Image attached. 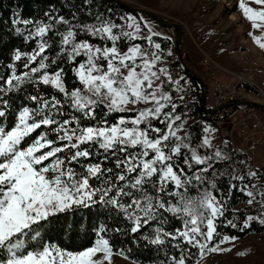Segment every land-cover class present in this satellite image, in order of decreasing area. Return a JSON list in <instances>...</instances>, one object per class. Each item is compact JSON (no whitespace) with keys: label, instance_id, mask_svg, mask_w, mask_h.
Wrapping results in <instances>:
<instances>
[{"label":"snow or ice","instance_id":"obj_1","mask_svg":"<svg viewBox=\"0 0 264 264\" xmlns=\"http://www.w3.org/2000/svg\"><path fill=\"white\" fill-rule=\"evenodd\" d=\"M252 2L261 8L239 0L238 9L252 29L264 32V0ZM44 15L46 22L12 21L15 32L26 42L36 40V47L27 53L16 50L7 73H0V264H112L114 254L129 257L124 249L113 248L109 235L139 234L146 227L151 231L140 239L147 245H170L179 253H166L160 264H200L208 252L231 251L220 245L237 239L225 235L217 240L221 218L224 226L240 231L254 221L264 225V212L247 216L242 226L225 216L233 190L246 195L248 205L264 208V189L245 183L260 174L237 175L235 168L218 171L215 165L231 157L220 148L210 155L199 153L198 149L213 148L207 133L214 129L207 125L196 147L190 133L179 134L187 121L176 115L179 105L164 91V84L183 92L181 81H188L173 80L167 68L156 67L161 45L152 37L162 34L145 24L148 34L142 35L140 24L130 15L121 17L123 24L103 14L92 24L72 23L50 12ZM58 25L65 30L59 31ZM53 32L60 37L59 50L49 56L48 34ZM81 32L104 44L77 39ZM248 35L264 50V35L251 31ZM138 39L146 40L149 48L131 43ZM122 40L129 42L127 51L119 48ZM61 62L71 68L72 88ZM53 65L55 71H49ZM26 85L35 89L44 85L53 93L28 94ZM21 93L30 103L14 106L13 96ZM140 104L151 107H135ZM97 109L103 111L99 118ZM133 111V116L117 115L114 123L107 119ZM154 120L164 127H156ZM110 161L114 168L105 167ZM223 176L229 177L226 194L217 186ZM94 207L108 212L110 220L127 224L111 228L101 222L93 228L91 245L79 250L45 238L54 218ZM170 218L180 223L173 231L165 227Z\"/></svg>","mask_w":264,"mask_h":264},{"label":"trees","instance_id":"obj_2","mask_svg":"<svg viewBox=\"0 0 264 264\" xmlns=\"http://www.w3.org/2000/svg\"><path fill=\"white\" fill-rule=\"evenodd\" d=\"M46 12H50L53 16H63L66 20H69L72 23L79 22L81 24L95 23V17L98 14H103L105 17H109L116 24L124 23L121 17H127L129 15L136 18L138 17L137 13L131 12L117 3L110 2L108 0H87V2L86 0H0V73H7L8 70L6 66L11 62V58L16 50L27 53L31 52L36 47V40L26 42L22 35H18L15 32L17 25H13L12 21L14 19H30L33 21L46 22L47 17L44 15ZM18 26L22 29L25 27L23 24ZM57 28L59 31L63 32L66 26L58 25ZM48 37H51L49 42L52 44V48L47 52V54L49 56H55L59 50L58 42L60 37L56 36L54 32L49 33ZM77 39L88 40L90 43L100 46L104 44V42L99 38L89 36L84 32L79 33ZM152 39L161 45V49L164 52L168 51L171 47V43L167 40L158 37H153ZM131 43L140 44L142 49L149 48V45L143 39L134 40L131 41ZM128 47L129 42L127 40L119 42V48L121 51H127ZM17 63L19 64V62ZM173 65L182 73L184 80L188 81L186 84L192 89L193 95L198 99L190 100L184 104H179L176 111V115L182 116V119L184 120L194 118L191 124L188 125L184 134L181 136H184L186 133H190L192 147H196L206 135L204 132L205 125L209 126V128H216V116L215 114L211 115L207 113V111H210L207 108L206 110L201 108L199 102L201 92L198 81L194 79L187 70L181 67L178 60H175ZM61 66L65 67V81L68 87L72 88L75 85L71 68L66 64V62H61ZM56 67V65H53L49 71H55ZM19 70H23L22 65ZM25 88L28 94L39 93L45 96H50L53 93V90L50 87H46L44 85H40L39 89H35L31 85H26ZM246 88L250 91H255L251 87L246 86ZM21 103L28 104L30 102L24 100V93L14 95V106H19ZM97 113L98 118L99 116H102V109H97ZM117 115L133 116L135 113L127 112L123 114H113L112 116L107 117V119L110 123H114ZM84 123L87 124L92 122L85 121ZM153 124L156 127H164V125L160 124L159 121L156 120L153 121ZM217 148L222 149L225 155L231 157L230 160L220 162L215 165V168L218 171H225V169L231 171L235 168L237 175H245L250 171L246 164L250 160H242L241 156L235 150L234 152L228 144L225 145V143H220ZM212 150L213 149H198L201 155H210ZM240 161H243L244 163H240ZM93 162L97 161L93 160ZM180 162L182 164V159ZM114 166V163L111 161L105 164V167L114 168ZM235 183L237 184V187L240 186L239 181H235ZM245 183H248L249 185L255 184L260 188V184L257 183V179L246 180ZM217 186L226 194L229 186V177H220L217 181ZM217 195H220V193H217ZM247 199L248 197L242 192L233 190V195L227 201L228 210L225 213L226 218L229 220L234 219L238 225L242 226L247 216H258L260 212H263V208L260 204L257 203L248 205L246 202ZM257 199H259V197H257ZM234 210H238L235 211V216L233 215ZM109 215L110 214L108 212L98 207H94L92 209H82L67 215L62 214L59 217L54 218L48 225L45 238L51 239L68 249L79 250L83 247L91 245L95 239L93 228L98 226L101 222L107 223L111 228H115L117 226L123 227L127 224L126 221L117 220L114 222L109 219ZM225 223L226 221L224 218H221L220 226L217 229L220 236L217 237V240L225 235L229 237L235 236L237 237L236 240H240L249 235H260L264 233V225H261L258 221L252 222L250 227L244 231H240L239 227H226L224 226ZM179 226V221L170 218L169 223L165 227L167 230L173 231ZM150 231L151 229L146 227L141 230V233L134 235H123L119 233L110 234L109 239L114 249H124L126 255L129 257L127 260L130 262L136 261L137 264H160V261L166 259V253L168 255H179V253L175 252L170 245L163 248H157L156 246L147 245L146 241L140 239V236ZM134 239L137 240L138 243H134ZM207 254H209V252L205 255Z\"/></svg>","mask_w":264,"mask_h":264},{"label":"rangeland","instance_id":"obj_3","mask_svg":"<svg viewBox=\"0 0 264 264\" xmlns=\"http://www.w3.org/2000/svg\"><path fill=\"white\" fill-rule=\"evenodd\" d=\"M120 1L133 8L148 10L164 23L177 26L178 30L161 26L150 17L140 13L137 18L135 17L141 26L142 35L148 34V28L144 27L148 24L152 31L162 34L153 37L171 43L168 51L160 50L161 60L156 67L167 68L173 80H176L182 77V73L173 65L174 61L178 60L182 68L202 82L206 91L205 108L210 110L212 106L210 96L212 82L239 84L238 86L243 87L245 92L242 97L243 102H255L264 106V50L260 49L248 35L250 31L257 36L264 35V32L252 29L251 22L238 9L239 0ZM246 2L254 9L261 8L252 0H246ZM169 52L171 55H168ZM162 79L165 78L162 77ZM181 85L184 88L183 92L173 90L174 86L165 82L164 91L171 93L178 105L190 100H198L186 83L181 81ZM246 86L255 91L248 90ZM199 88L201 92L200 84ZM181 96L184 97L183 100L180 99ZM135 107L144 108L151 107V105L140 104ZM257 110L259 120L264 124V114L261 110ZM165 111H171V109L166 108ZM193 120L194 118L186 119L187 123L184 125V131L179 133L180 135L184 134ZM210 129H214L207 133L212 139V149L225 141L233 151L238 146V140L233 139L230 143L226 136H222L219 129ZM251 159L246 163L247 167L250 171H257L260 174L257 183L260 184L261 189H264V169L255 168L264 165V145L255 148ZM220 247L229 248L231 251L209 252L200 260V264H264V233L249 235L244 239L220 245ZM239 252H243L244 255H237ZM111 260L112 264H131L127 259L115 254Z\"/></svg>","mask_w":264,"mask_h":264},{"label":"built area","instance_id":"obj_4","mask_svg":"<svg viewBox=\"0 0 264 264\" xmlns=\"http://www.w3.org/2000/svg\"><path fill=\"white\" fill-rule=\"evenodd\" d=\"M210 96V111L219 118V126L225 128L226 139L230 143L238 140L236 149L251 159L255 148L264 145V124L259 120V111L235 100L234 85L212 82Z\"/></svg>","mask_w":264,"mask_h":264},{"label":"water","instance_id":"obj_5","mask_svg":"<svg viewBox=\"0 0 264 264\" xmlns=\"http://www.w3.org/2000/svg\"><path fill=\"white\" fill-rule=\"evenodd\" d=\"M108 1H110V2H114V3H117L118 5H120V6H122L123 8H126V9H128L129 11H131V12H134V13H140V14H143V15H146V16H148V17H150L151 19H153L157 24H159V25H161V26H164V27H167V28H176L177 30H178V28H177V26L176 25H174V24H166V23H164L160 18H158L155 14H153L152 12H150V11H148V10H145V9H138V8H133V7H131V6H129V5H127L126 3H124V2H122V1H120V0H108ZM186 70V69H185ZM188 71V70H187ZM189 72V71H188ZM190 73V72H189ZM191 74V73H190ZM192 75V77L194 78V79H196L197 81H198V83L202 86V91H201V95H200V106H201V108L202 109H204V110H206V108H205V96H206V91H205V89H204V87H203V84H202V82L200 81V79H198L196 76H194L193 74H191ZM240 105H242V106H249V107H255V108H257V109H259V110H261L262 111V113L264 114V106L263 105H261V104H258V103H255V102H242ZM207 113H209V114H211V115H213L214 114V112H212V111H207Z\"/></svg>","mask_w":264,"mask_h":264},{"label":"bare ground","instance_id":"obj_6","mask_svg":"<svg viewBox=\"0 0 264 264\" xmlns=\"http://www.w3.org/2000/svg\"><path fill=\"white\" fill-rule=\"evenodd\" d=\"M238 85L237 84L234 85V98H235V100L242 101V99H243L242 97H243V95H245V92H244L243 87H239ZM215 116H216V114H215ZM215 126L217 129L220 130L222 136H226L225 128L223 126H219V118L218 117H216ZM235 151L241 156L242 160H244V161L249 160V158H247L245 153L240 152V149H235Z\"/></svg>","mask_w":264,"mask_h":264},{"label":"crops","instance_id":"obj_7","mask_svg":"<svg viewBox=\"0 0 264 264\" xmlns=\"http://www.w3.org/2000/svg\"><path fill=\"white\" fill-rule=\"evenodd\" d=\"M236 149V148H235ZM249 160H250V158H249ZM252 160V159H251ZM252 162V161H251ZM255 168H257V169H264V165H260V166H257V167H255Z\"/></svg>","mask_w":264,"mask_h":264}]
</instances>
